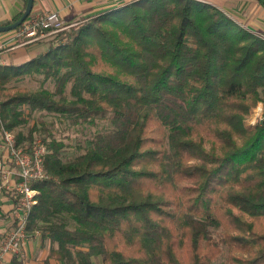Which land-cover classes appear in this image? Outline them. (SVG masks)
I'll list each match as a JSON object with an SVG mask.
<instances>
[{"label": "trees", "instance_id": "1", "mask_svg": "<svg viewBox=\"0 0 264 264\" xmlns=\"http://www.w3.org/2000/svg\"><path fill=\"white\" fill-rule=\"evenodd\" d=\"M23 75L53 88L3 95ZM258 103L261 120L247 126ZM22 106L109 126L69 158L41 123L48 178L27 229L50 243L49 258L215 264L226 247V264H264V37L205 2L137 0L0 65L8 130Z\"/></svg>", "mask_w": 264, "mask_h": 264}, {"label": "crops", "instance_id": "2", "mask_svg": "<svg viewBox=\"0 0 264 264\" xmlns=\"http://www.w3.org/2000/svg\"><path fill=\"white\" fill-rule=\"evenodd\" d=\"M137 0H33L28 18L57 12L66 24L90 19L111 12ZM213 5L246 30L264 37V7L258 0H198ZM24 0H0V26L8 25L24 9ZM64 22V23H65ZM51 35L25 43L19 30L0 33V65L19 66L32 58L45 53ZM7 203L0 207V232L3 231L9 216L5 210ZM50 243L41 241L35 232L25 242L21 255L6 256L5 264H60L48 257Z\"/></svg>", "mask_w": 264, "mask_h": 264}, {"label": "built area", "instance_id": "3", "mask_svg": "<svg viewBox=\"0 0 264 264\" xmlns=\"http://www.w3.org/2000/svg\"><path fill=\"white\" fill-rule=\"evenodd\" d=\"M68 27L57 12H49L26 20L19 36L25 43H31ZM47 154L46 145L39 139L19 143L0 114V207L7 203L4 213L9 216L0 232V264H5L6 256L21 255L27 241L28 217L37 202L36 185L48 178L44 167Z\"/></svg>", "mask_w": 264, "mask_h": 264}, {"label": "rangeland", "instance_id": "4", "mask_svg": "<svg viewBox=\"0 0 264 264\" xmlns=\"http://www.w3.org/2000/svg\"><path fill=\"white\" fill-rule=\"evenodd\" d=\"M28 19L29 18L26 20ZM89 20H91V18L69 24L70 27L63 31H65V33H70L71 30L79 27L82 24H85ZM55 34H52L50 38L54 39ZM57 40L59 44L63 45L66 42V37L65 35H61L59 38H57ZM49 45L50 42L48 43V46ZM15 88L26 89L30 92L37 91L41 88L51 90L53 88V82L52 80H44L43 77L39 75H23L6 83L3 95L14 94ZM19 111L21 118L24 119V122L19 123L11 130L19 143L30 142L34 139L42 140V138L45 137V134L41 132V123H45L47 125L46 128L48 132L53 135V138L56 141L62 142L66 146V156L69 158L81 153L82 149L89 145L90 138L94 133L106 130L109 127L106 120H95L91 124L73 125L66 118L54 115L53 113H49L45 110H31L22 106ZM261 113L262 104L258 103L251 113L246 117L245 124L247 126L257 124L261 120ZM45 138L46 142H48L49 140L47 138L49 137ZM35 232L39 231H29L27 239H30V237L33 236ZM219 233L216 234V238L220 236ZM226 256V247H222L220 255L217 257L215 264H226Z\"/></svg>", "mask_w": 264, "mask_h": 264}, {"label": "water", "instance_id": "5", "mask_svg": "<svg viewBox=\"0 0 264 264\" xmlns=\"http://www.w3.org/2000/svg\"><path fill=\"white\" fill-rule=\"evenodd\" d=\"M32 6H33V0H26L24 9H23L20 17L16 21L12 22L11 24H8L5 26H0V33L15 30L20 25H22L23 22L30 15L31 10H32Z\"/></svg>", "mask_w": 264, "mask_h": 264}]
</instances>
